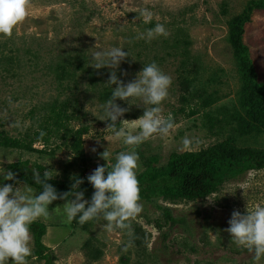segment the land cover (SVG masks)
Masks as SVG:
<instances>
[{
  "label": "rangeland",
  "instance_id": "374dc122",
  "mask_svg": "<svg viewBox=\"0 0 264 264\" xmlns=\"http://www.w3.org/2000/svg\"><path fill=\"white\" fill-rule=\"evenodd\" d=\"M248 1L31 0L27 18L14 29L13 35H0V60L13 59L9 64L0 65V131L20 137L34 127L29 119L34 106L69 101L72 110L78 113L81 109L80 119L74 125L89 127L84 143L89 172L92 173L98 165L107 166L100 157L107 148L111 153L108 161L111 168L116 155L131 151L132 146L124 145L122 139H116L110 130H105L104 91L116 86L105 85L110 69L91 67L94 53L113 47L128 52V58L116 70L118 78L125 84L134 80L144 65L155 62L172 78L169 95L162 103L163 114L167 116L181 106L178 104L183 94L181 80L192 81L195 77L178 72L181 59L172 49V34L183 29L189 35L191 55L200 68L199 80L208 86L211 85L208 81L214 80L209 93L217 91L222 97L201 114L189 118L178 115L175 129L168 136L157 134L135 146L139 155L137 174L144 170L141 154L156 155L164 165L174 152L199 151L221 141L230 126L226 124L222 128V124H215L214 133L218 134L214 135L205 115L210 113L222 121L238 103L241 81L234 51L227 40L228 21L240 15ZM144 8L154 14L147 23L139 17ZM151 23L154 26L163 24L168 35L151 41L137 39L151 28ZM166 40L167 45L164 44ZM244 43L259 81L264 82V10H254L252 20L245 28ZM78 59L86 66V71L77 73L75 64ZM69 61L73 64L70 70L75 75L64 77L61 65ZM116 102L129 109L127 113L132 118L129 121L141 117L145 107H151L140 99H133L131 104L122 100ZM121 119L127 118L123 116ZM17 122L19 127H13ZM184 137L191 140L190 145H183ZM54 144L60 145L62 141ZM239 144L264 147V134L240 140ZM35 147L41 149L42 145L37 143ZM75 159V154L63 144L54 156L0 147V171L18 160H28L45 166L52 170L53 176L60 177L66 164ZM81 162L78 161L74 172L84 169ZM23 185H19L22 190ZM32 194L38 192L34 190ZM64 204L54 201L49 206L50 215L37 219L47 225L43 242L52 250L54 264H264V258L254 261L252 252L231 243L230 234L224 231L229 227L228 221L234 210L246 214L247 209L254 211L257 206H264V170L250 171L243 178L224 184L218 193L205 200L176 205L160 201L162 206H170L175 216L188 220L183 228L164 226L160 230L156 221L161 217V211L152 204L141 202L142 212L131 219L130 230L114 228L109 232L103 227L106 222L102 218L87 222L89 230H83L67 222ZM134 228L140 229L137 233L140 245L133 242ZM27 264L45 262L31 254L27 257Z\"/></svg>",
  "mask_w": 264,
  "mask_h": 264
},
{
  "label": "trees",
  "instance_id": "16d2710c",
  "mask_svg": "<svg viewBox=\"0 0 264 264\" xmlns=\"http://www.w3.org/2000/svg\"><path fill=\"white\" fill-rule=\"evenodd\" d=\"M256 9L264 10V0H249L243 12L228 21L227 40L234 51L237 71L241 81L238 90V103L233 112L229 116H225L222 121L216 119L210 113L205 115L209 130L214 135L218 134L217 132L214 133L215 124H222V128L226 124L229 125L227 136L199 151L174 152L164 165L160 164V158L156 155H140L144 168L143 172L137 174L140 185V202L152 204L161 211V217L156 221V225L160 230L164 226H170V228L181 226L183 228L188 224L185 217L175 216L173 209L170 206H162L159 204L160 201L176 205L182 202L190 203L205 200L218 193L224 184L237 181L250 171L264 170V147L255 148L251 145L239 144L240 140L242 142L246 141L248 137H258L264 134V82L259 81L249 49L244 43L246 25L251 22L252 14ZM150 26L153 27L154 24L151 23ZM171 39L174 55L179 56L181 59L178 72H181L183 76L188 75V73L195 75L192 81L181 80L183 94L178 102L181 106L171 111L176 124L178 115L189 118L201 114L212 107L222 96L218 95L217 91L209 93V88L215 84L214 80L210 79L208 81L211 82L209 86L202 82V79L199 80L201 72L195 64L196 60L191 55L189 35L183 29H177L172 34ZM164 44L167 45L168 40L164 41ZM9 62H13L12 57L1 59L0 65H6ZM71 65L73 64L70 61L61 65L63 66L62 75L64 77L75 75V72L70 70ZM75 70L77 73L80 70L86 71V66L80 59L75 64ZM104 92H106L104 100L107 102L112 90L106 89ZM80 115L81 109L78 113L72 110L69 101L66 103L54 102L40 107L34 106L29 112V119L34 127L20 137L10 136L6 131L1 130L0 147L54 156L63 144L75 154L76 159L66 164V168L60 177L54 176V179L48 182L59 193H63L71 191L74 176L83 179L84 183L80 186V190L84 192L85 199L91 201L95 189L87 180V176L91 173L85 162L84 150L85 137L90 131L87 125L78 128L74 125V122L80 119ZM124 116L127 120L132 119L127 112ZM232 124L233 127H231ZM41 132L45 133L42 138L40 136ZM57 141H62V144L55 145L54 143ZM37 143L42 145L41 149L35 147ZM77 160L82 161L84 168L79 173L74 172L78 163ZM34 170L40 172L43 176L47 168L28 160L13 162L0 171V186L4 184H13L14 187L19 186L15 184V181H5L3 178L6 171H12L16 173V179L21 184L30 185L39 193L42 188L33 180ZM57 202L66 203L64 200H57ZM78 219V217L74 219L71 225L89 230V225L87 223L79 224ZM139 230L134 228L132 235L133 242L136 241L137 245L141 244L138 241L139 236L137 233ZM30 231L34 241L32 255L38 260H43L45 264H54L55 257L52 250L43 242V238L47 234V225L36 220L31 224ZM187 231L189 232V229ZM96 252L98 251L96 250Z\"/></svg>",
  "mask_w": 264,
  "mask_h": 264
},
{
  "label": "clouds",
  "instance_id": "9594fccd",
  "mask_svg": "<svg viewBox=\"0 0 264 264\" xmlns=\"http://www.w3.org/2000/svg\"><path fill=\"white\" fill-rule=\"evenodd\" d=\"M31 0H0V35L11 37L14 29L22 24L28 16ZM153 12L148 8L141 10L139 17L145 23L153 18ZM168 32L161 23L146 29L137 39L151 41L159 36H167ZM129 56L128 52L119 47L108 51H96L93 55L92 68L111 70L105 85L112 88L111 96L103 106L105 110L106 129L110 130L116 139H122L124 145L132 146L131 151H121L115 157V164L109 168L110 151L105 149L100 154L107 166L98 165L87 176L88 182L95 191L91 201L85 199L80 186L83 179L73 177L71 191L59 193L48 181L54 179L52 170H46L41 176L33 171V180L42 190L33 195V187L24 184L14 187L13 184L0 186V264H27V257L32 254L30 226L37 219L47 218L50 215L49 206L57 200H64L63 210L67 222L71 223L77 217L79 224L83 225L92 220L103 219V227L111 232L115 229H131V219L142 212L140 202V185L137 178L139 155L135 146H139L155 135L168 136L175 129L174 117L163 114L162 103L169 95L172 78L152 62L144 65L136 78L125 84L117 76L122 61ZM127 75V73H124ZM133 99H140L145 107L143 115L135 120L121 119L128 108L121 107L116 101L122 100L131 104ZM119 121V123H118ZM119 125V127H117ZM19 127V123L12 125ZM138 129L137 131H133ZM45 133L41 132V138ZM184 146L191 140L184 137ZM96 151L95 148L92 149ZM71 159V157H69ZM5 181L21 182L16 179V173L6 171L3 175ZM57 207L56 209H58ZM229 227L224 229L231 236V243L246 248L252 252L253 260L264 258V206H257L254 211L247 209L246 214L234 210ZM131 246V241L129 242ZM127 248H125V251Z\"/></svg>",
  "mask_w": 264,
  "mask_h": 264
}]
</instances>
